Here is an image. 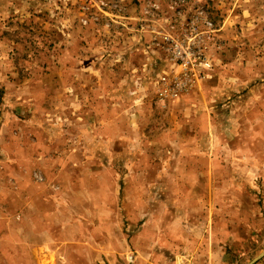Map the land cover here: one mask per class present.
<instances>
[{
	"label": "rangeland",
	"instance_id": "1",
	"mask_svg": "<svg viewBox=\"0 0 264 264\" xmlns=\"http://www.w3.org/2000/svg\"><path fill=\"white\" fill-rule=\"evenodd\" d=\"M199 7L216 28L209 40L213 65L207 76L213 75L201 80L206 79L189 101L164 104L155 83L168 61L154 38L157 32H182ZM143 42L151 52L148 60ZM79 77L83 87L77 90ZM69 81L72 100L65 99L63 88ZM135 87L142 91L137 93ZM189 110L194 111L193 118L197 112L201 117L181 122L189 118L185 117ZM193 123L199 130L223 132L218 143L230 148L227 152L220 147L229 163L214 176L229 181L224 187L231 194L226 205L231 230L254 226L240 246L228 250L231 264H260L264 260V0H0V136L16 130L21 137V142L0 138V147L31 144L30 130L43 148L96 143L104 163L116 164L124 176L139 174L121 185V197L128 191L131 197L129 203L121 201L123 208L130 205L135 212L146 209L152 214L166 203L172 212L185 209L177 220L191 229L201 219L187 214L193 205L181 199L188 197L191 187L172 181L160 190L157 182L159 164L167 163L173 174L184 173L181 157L164 151L172 147L176 128L189 135L196 130ZM237 144L240 150L235 149ZM185 155L186 163L192 162ZM135 163L144 171L133 168ZM142 173L147 177L142 179ZM217 185L213 187L219 191ZM143 190L144 202L137 200ZM175 196L180 200L163 201ZM220 208L215 201L213 209ZM237 210L243 212L233 217ZM213 220L215 225L218 219ZM230 236L237 245L232 239L239 234ZM208 251L168 245L150 248L147 255L160 264H189L186 257L196 253L202 258Z\"/></svg>",
	"mask_w": 264,
	"mask_h": 264
},
{
	"label": "crops",
	"instance_id": "2",
	"mask_svg": "<svg viewBox=\"0 0 264 264\" xmlns=\"http://www.w3.org/2000/svg\"><path fill=\"white\" fill-rule=\"evenodd\" d=\"M138 41L142 42V39ZM142 46L145 48L143 55L148 60L151 52L144 42ZM163 68V71H168L170 67L166 63ZM64 69L69 72L73 70L69 67ZM77 69L83 70L80 60ZM212 75L210 73L207 79ZM72 79L75 83L74 75ZM205 81L206 79L201 81L198 88H195H201ZM77 85V90L83 87L80 77ZM63 88L66 89L65 99H74L71 94L73 84L69 81ZM195 88L177 98L160 101L164 104L189 101ZM116 89H119L118 86ZM134 90L138 93L142 88L135 87ZM135 91L129 93L136 94ZM193 112L189 110L185 114L189 118L183 117L181 122L201 117V113L197 112V116L193 118ZM193 125L197 126L196 123ZM195 129L189 135L178 128L173 131V142L170 143L172 147L164 152L176 154V158L181 157L184 173L173 174L166 168L167 163L162 164L164 166L159 164L157 182L160 190L162 184H172V181L176 186L188 184L191 187L188 197L181 198L193 205V210H189L190 213L187 214L201 218L200 224L193 223L194 227L191 229L185 228L177 220L184 215L182 211L185 209H175L172 212L166 203L152 214L146 209L135 212L130 205L123 208L121 201L129 203L131 197L129 191L124 198L121 197V185L128 184V179H138L139 174L124 176L116 164L104 163L101 159V147L96 143L64 146L51 144L43 148L36 144L37 135L30 130V142L35 143L32 146L21 143L15 147L1 146L0 264H160L149 258L148 250L168 245L209 250L207 256L202 258L196 257V253L186 257L189 264H231L228 250L240 246L238 243L253 232L254 226L249 224L232 230L230 228L231 212L226 205L231 194L224 187L229 181L224 176H214L217 170L227 169L229 163L225 161L228 154L225 156L222 151L226 149L230 152L229 146L225 144L222 148L217 140L223 132L219 130L214 134L213 131L199 130L197 127ZM15 131L9 135L2 133L0 138H7V141L10 137L21 142V137H18L20 134L17 135ZM93 136L94 140L100 136L99 132L96 134V129ZM203 136L208 139L202 140ZM235 149L240 150L241 145L237 144ZM113 152L115 150H110V153ZM183 154L190 157L192 162L186 163ZM135 166L144 171L137 163L133 168ZM140 176L142 179L147 177L143 173ZM125 178L126 181L123 180ZM215 182L218 184V192L213 187ZM145 193L143 190L137 200L144 202ZM177 197L164 198L163 201L180 200ZM215 201L220 202L222 208L214 210ZM242 212L237 210L233 217ZM146 217L166 219L144 220ZM214 217L218 219L215 225ZM231 233L239 234L232 239L237 245L231 243ZM260 264H264V260Z\"/></svg>",
	"mask_w": 264,
	"mask_h": 264
},
{
	"label": "built area",
	"instance_id": "3",
	"mask_svg": "<svg viewBox=\"0 0 264 264\" xmlns=\"http://www.w3.org/2000/svg\"><path fill=\"white\" fill-rule=\"evenodd\" d=\"M214 22L204 7L192 11L182 32H157L154 44L164 50L168 71H163L155 83L158 99L177 98L195 88L212 69L211 42ZM210 40V41H209Z\"/></svg>",
	"mask_w": 264,
	"mask_h": 264
}]
</instances>
